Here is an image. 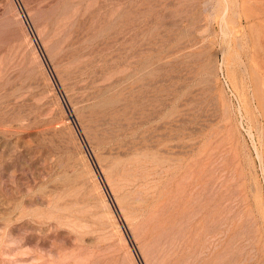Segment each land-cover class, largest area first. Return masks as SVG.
I'll list each match as a JSON object with an SVG mask.
<instances>
[{
    "label": "rangeland",
    "instance_id": "obj_1",
    "mask_svg": "<svg viewBox=\"0 0 264 264\" xmlns=\"http://www.w3.org/2000/svg\"><path fill=\"white\" fill-rule=\"evenodd\" d=\"M0 264H264V0H0Z\"/></svg>",
    "mask_w": 264,
    "mask_h": 264
}]
</instances>
